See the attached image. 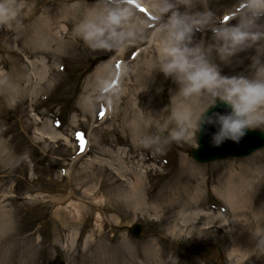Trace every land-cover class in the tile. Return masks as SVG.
<instances>
[{
  "label": "rangeland",
  "instance_id": "rangeland-1",
  "mask_svg": "<svg viewBox=\"0 0 264 264\" xmlns=\"http://www.w3.org/2000/svg\"><path fill=\"white\" fill-rule=\"evenodd\" d=\"M13 2L22 10L0 26V73L7 80L0 87V264H235L224 227L207 230L203 219H193L210 212L224 218L213 184L219 165L245 162L264 148L196 162L193 144L157 136L177 86L150 71L154 54L145 41L122 52H92L73 28L96 0ZM126 2L153 21L145 0ZM238 2L208 0L207 8L222 16ZM201 38L211 42L210 30L196 33ZM252 55L249 49L216 63L223 75H247ZM118 62L124 75L115 86ZM108 99L109 116L100 122ZM74 130L86 135L85 152ZM188 174L202 180L200 201L166 208L164 195ZM134 176L144 182L138 206L118 195ZM193 222L199 230L189 227ZM135 223L144 226L140 238L129 234Z\"/></svg>",
  "mask_w": 264,
  "mask_h": 264
},
{
  "label": "clouds",
  "instance_id": "clouds-1",
  "mask_svg": "<svg viewBox=\"0 0 264 264\" xmlns=\"http://www.w3.org/2000/svg\"><path fill=\"white\" fill-rule=\"evenodd\" d=\"M207 2L145 0L153 17L147 22L126 0H96L73 28L92 52H122L145 41L154 54L150 71L163 73L177 86L170 90L163 109L169 115L158 135L166 131L165 139L194 147L199 146L200 133L210 137L212 147H220L226 141L239 144L249 131L264 132V0H239L222 16L208 10ZM22 8L13 0H0V26H9ZM229 13L234 24L224 22ZM209 30L211 42L196 39V33ZM249 49L255 50L249 74L221 73L217 59L230 63ZM220 105L224 111L211 110ZM169 123L174 126L169 128ZM209 127L215 131L209 132Z\"/></svg>",
  "mask_w": 264,
  "mask_h": 264
},
{
  "label": "bare ground",
  "instance_id": "bare-ground-1",
  "mask_svg": "<svg viewBox=\"0 0 264 264\" xmlns=\"http://www.w3.org/2000/svg\"><path fill=\"white\" fill-rule=\"evenodd\" d=\"M122 74L121 72L118 81L121 80ZM6 81L5 75L0 73V87H6ZM143 183L139 177L134 176L133 182H129L118 195L138 206L141 203L140 195L144 194ZM213 184L215 193L226 205L224 218L213 217V212H210L200 216L197 214L193 220L203 219L207 230H221L224 227L223 230L230 235L232 241V253L237 256L235 264H264V153L245 162L236 163L229 160L220 164ZM201 187L200 177L188 174L186 181L177 186L171 196L164 195L168 203L166 208L177 205L183 208L185 204L193 206L201 199ZM228 220H231V223ZM198 225V222H193L189 227L197 231L200 229ZM175 226L172 225L170 232L176 229Z\"/></svg>",
  "mask_w": 264,
  "mask_h": 264
},
{
  "label": "water",
  "instance_id": "water-1",
  "mask_svg": "<svg viewBox=\"0 0 264 264\" xmlns=\"http://www.w3.org/2000/svg\"><path fill=\"white\" fill-rule=\"evenodd\" d=\"M211 110L224 111V108L220 105ZM212 131H215V129L209 127V132ZM209 139L210 137L208 135L203 133L198 134L197 141L199 146L190 150V153L195 160L205 162L228 156L243 157L264 146V134L259 130L249 131L239 144L226 141L220 147H212L209 144ZM141 231L142 227L139 225L130 229L131 234L134 236H140Z\"/></svg>",
  "mask_w": 264,
  "mask_h": 264
}]
</instances>
